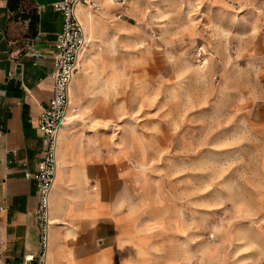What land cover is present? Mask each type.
Returning a JSON list of instances; mask_svg holds the SVG:
<instances>
[{"label":"rangeland","instance_id":"374dc122","mask_svg":"<svg viewBox=\"0 0 264 264\" xmlns=\"http://www.w3.org/2000/svg\"><path fill=\"white\" fill-rule=\"evenodd\" d=\"M124 9L85 28L67 133L137 172L143 264H264V0Z\"/></svg>","mask_w":264,"mask_h":264},{"label":"crops","instance_id":"0c3cea01","mask_svg":"<svg viewBox=\"0 0 264 264\" xmlns=\"http://www.w3.org/2000/svg\"><path fill=\"white\" fill-rule=\"evenodd\" d=\"M58 1L25 0V9L38 15L30 26L11 16L9 0H0V264H23L40 250L37 182L25 172H36L44 156L37 122L53 96L63 28L53 7ZM103 8L111 18L126 11ZM83 13L88 16L80 7V21ZM89 26H99L95 17ZM78 76L71 86L75 101ZM60 148L47 264H143L144 221L127 209L137 172L67 132Z\"/></svg>","mask_w":264,"mask_h":264},{"label":"built area","instance_id":"2783aa9c","mask_svg":"<svg viewBox=\"0 0 264 264\" xmlns=\"http://www.w3.org/2000/svg\"><path fill=\"white\" fill-rule=\"evenodd\" d=\"M125 7L131 0H59L53 7L63 16L62 32L57 39V52L52 77L54 80L53 96L47 108L43 109L37 129L45 143L43 160L36 172L26 170L27 179L37 182L38 208L36 219L39 231L40 250L37 255H27L23 264H47L50 245L51 195L59 168L60 134L70 111L77 112L71 105V86L79 73L80 63L85 54L89 38L79 17L81 6L97 11L101 2Z\"/></svg>","mask_w":264,"mask_h":264},{"label":"bare ground","instance_id":"6f19581e","mask_svg":"<svg viewBox=\"0 0 264 264\" xmlns=\"http://www.w3.org/2000/svg\"><path fill=\"white\" fill-rule=\"evenodd\" d=\"M103 3H104L103 4V7L105 6V3L108 4V2H106V1H104ZM108 6L116 7L115 5H111V4H108ZM81 8H82L83 11H85L88 14V16H86L83 13V18L81 19L82 23L85 25L84 28H86L88 32L92 33L94 31V29L96 28V26H89V22H91V20L93 19L95 12L91 8H88V7L87 8H84V7L81 6ZM88 52H89V50L87 49L86 52H85V54L82 57L81 63L83 61V58H84L83 63L85 62V60L87 58V53ZM81 63H80V66H81ZM79 70H80V68H79ZM74 104H75V101H74V90H73L72 93H71V105H72V107H74ZM72 117H73V111H70L69 114H68L66 123H65V127L63 128V130L61 132V137H60V145H61V148H60V150L62 149V145H63L64 139H65V136H66V132H67V130L69 128L70 120H71Z\"/></svg>","mask_w":264,"mask_h":264},{"label":"trees","instance_id":"16d2710c","mask_svg":"<svg viewBox=\"0 0 264 264\" xmlns=\"http://www.w3.org/2000/svg\"><path fill=\"white\" fill-rule=\"evenodd\" d=\"M25 0H9V9L11 16L15 15V19L30 20V26H34L38 22V15L25 9Z\"/></svg>","mask_w":264,"mask_h":264}]
</instances>
